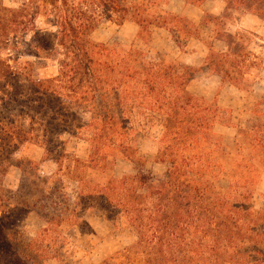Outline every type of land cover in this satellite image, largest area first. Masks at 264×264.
<instances>
[{"label": "trees", "instance_id": "trees-1", "mask_svg": "<svg viewBox=\"0 0 264 264\" xmlns=\"http://www.w3.org/2000/svg\"><path fill=\"white\" fill-rule=\"evenodd\" d=\"M22 1V7L3 14L0 30L31 32L33 56L56 60L59 70L54 77L34 79V61L22 73L0 58V192L9 194L2 200L0 193V254L8 255L11 264H36L34 255L42 259L39 250L24 243L14 228L31 211L53 225L50 210L63 213L71 196L62 177L55 181L58 189L47 190L48 178L39 198L26 197L30 193L24 185L28 181L36 186L33 178H40V163L21 159L20 153L27 143L36 142L45 149L44 160L55 161L61 175L76 183L73 214L87 205L136 234L137 240L121 253L128 264H264V209L254 210L248 203L255 170L240 167L233 174L235 186L224 187L220 179L228 178V171L203 149L204 144L214 145L218 107L189 90L201 69L149 60L140 49L92 39L101 23L132 20L141 39L155 26L169 31L177 45L180 35L185 45L196 34L194 24L170 11L155 14L150 6L126 0H51L38 6L36 0ZM231 7L264 20V0H228ZM40 15L55 32L35 24ZM211 18L218 19L208 16L206 21ZM227 40V52L211 49L207 65L224 83L239 88L242 69L250 67L246 62L254 54H240L246 48L234 43L232 34ZM130 102L163 116L156 155V162L166 165L161 176L145 172V160L132 144L126 119ZM254 110L259 120L240 133L253 149L252 158L264 162V96ZM84 132L89 134L87 159L68 153V142L62 139L65 134L82 138ZM117 155L131 162L136 173H109ZM65 160L70 162L66 166ZM13 167L21 169L22 181L18 190H5L3 177ZM90 171L108 177L96 181Z\"/></svg>", "mask_w": 264, "mask_h": 264}, {"label": "rangeland", "instance_id": "rangeland-1", "mask_svg": "<svg viewBox=\"0 0 264 264\" xmlns=\"http://www.w3.org/2000/svg\"><path fill=\"white\" fill-rule=\"evenodd\" d=\"M28 0H26V3ZM131 3H138L144 7L150 6L153 13L169 11L168 4L174 5L176 0H126ZM51 0H36L38 5H50ZM22 0H0V19L3 14L8 15V9H19L22 7ZM5 8L6 11L3 9ZM236 12L230 10L222 20H217L222 26V22L230 24V28L234 31V17ZM213 19L211 18V21ZM222 21V22H221ZM35 24L39 28L48 29L55 32L56 28L48 21L44 15L36 18ZM1 27V25H0ZM223 27V26H222ZM140 28L138 24L132 20L126 21L119 25L114 22L101 23L92 33V39L98 43H105L110 46L121 49L136 48L148 55L149 60L154 61H178L182 63V55L184 52L190 54L189 61L202 63L204 59L209 57L206 54V48L198 43H189L184 45L183 37L178 36L180 44L177 45L172 35L166 29L157 28L155 26L148 29L143 34V39L139 37ZM210 33L206 31L203 34ZM235 40L240 42L246 48L239 51L240 54L252 53L246 62L248 67L242 69L244 71L243 79L238 81L239 88L229 83L218 84L219 78L206 75L210 70L209 65L195 67L198 72L197 78L190 84L189 90L196 97L203 98L207 103L214 104L218 107L215 126L213 129V144H204L203 149L214 157V163H218L219 167L228 171V178L221 177L220 185L224 187L235 186L237 177L233 174L240 167H249L254 169L251 199L249 206L254 210L264 209V162L252 158L253 149L245 140L247 137L240 133L241 129L251 127L254 120L259 117L254 115L255 106L264 96V32H259L260 37L250 34L247 30H241L234 35ZM207 37V35H206ZM31 32L12 31L3 32L0 30V58L8 61L16 71L29 72L26 68L28 62L34 61L33 68L34 79H45L54 77L58 74L59 66L56 60L39 61L33 56L30 47ZM211 43V42H210ZM213 43V42H212ZM217 53L226 49V44L216 43L210 45ZM233 46V43H231ZM255 56L258 59H255ZM206 57V58H205ZM260 59L263 61L260 62ZM260 63L259 65H254ZM26 65V66H25ZM72 105V104H70ZM258 110V109H256ZM126 119L130 123L132 129L129 132L132 144L138 149L139 156L145 160V172H151L157 176H161L166 171V165L156 162V155L159 149V137L161 133V123L163 116L157 114L144 104L128 103ZM261 119V118H260ZM82 138L72 137L68 134L63 135L62 139L67 140V151L73 156L87 159L90 153L89 143L85 137L89 134L84 132ZM246 141V142H245ZM250 141V140H249ZM45 149L36 142L27 143L20 153L21 159L32 160L40 163V178H33L36 186L30 182L24 185V191L30 193L26 197L33 201L42 195V189H46L43 180L50 178L48 183V191L58 189L60 183H55L56 179L63 177L65 183V192L70 194V199L66 200L65 206H62L61 212L50 214L54 217V224H47L46 220L39 216L35 211H31L24 219L14 228L15 233H19L24 243H32L34 249L39 250L42 259H37L36 264H128L121 253L130 247L136 240V234L124 226L120 221H109L97 209L82 207L75 214L71 212V206L74 202V194L76 193V183L71 179L64 177L58 171V165L53 160L45 161ZM67 162V163H66ZM70 162L65 160L63 165ZM217 171L219 169H216ZM65 171V170H64ZM109 173H113L117 177L125 174L136 173V168L124 157L117 155L115 167ZM89 177L96 181L105 180L108 176L105 174H97L94 171L89 172ZM22 181V172L18 167H13L3 177L2 187L5 190L16 191ZM46 191V190H45ZM1 193V192H0ZM47 193V192H46ZM2 200L9 196L7 192H3ZM61 195L59 194L57 200ZM65 208L67 210H65ZM8 255L0 254V264H11ZM134 264H142L140 260H135Z\"/></svg>", "mask_w": 264, "mask_h": 264}, {"label": "crops", "instance_id": "crops-1", "mask_svg": "<svg viewBox=\"0 0 264 264\" xmlns=\"http://www.w3.org/2000/svg\"><path fill=\"white\" fill-rule=\"evenodd\" d=\"M167 8H170L168 9L170 12L178 16L185 17L194 24L196 34L188 38L185 42V45L192 42L201 44L206 48V54L210 53L211 49L213 48L210 45L219 42L226 44V49L221 51L220 53L227 52L229 48L227 36L229 34H233L232 32H234L235 35L241 30H247L250 34L256 36L259 39L260 37L258 33L264 32L263 19L250 12H243L233 7L228 8V0H176L173 6H171V4H168ZM230 10H234L236 12V17H234L235 21L232 27L234 28V31H232V29L230 28V24L227 25L222 21L221 22L223 27L220 26L219 28L220 23L217 22V20L219 21L224 19L225 15ZM208 16L214 18L216 17L218 19L206 21ZM206 31H210V33L203 34ZM189 57L190 54L184 52L181 57L182 63L193 67L200 66V68L204 64H207L208 57L207 59H204L202 63H197V65H195L196 63L194 64L190 62ZM206 75L219 78V85L224 83L222 77L218 74H215L211 70L206 72Z\"/></svg>", "mask_w": 264, "mask_h": 264}]
</instances>
